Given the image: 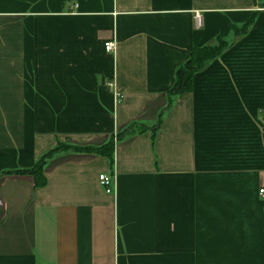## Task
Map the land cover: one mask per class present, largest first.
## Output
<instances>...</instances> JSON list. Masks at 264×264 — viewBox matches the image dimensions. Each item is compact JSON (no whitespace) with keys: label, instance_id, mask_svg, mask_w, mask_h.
I'll use <instances>...</instances> for the list:
<instances>
[{"label":"crops","instance_id":"0c3cea01","mask_svg":"<svg viewBox=\"0 0 264 264\" xmlns=\"http://www.w3.org/2000/svg\"><path fill=\"white\" fill-rule=\"evenodd\" d=\"M226 30L231 47L170 98ZM170 100L155 141H118ZM111 142L113 168L68 153L43 188L10 175ZM262 189L264 0H0V264H264Z\"/></svg>","mask_w":264,"mask_h":264},{"label":"trees","instance_id":"16d2710c","mask_svg":"<svg viewBox=\"0 0 264 264\" xmlns=\"http://www.w3.org/2000/svg\"><path fill=\"white\" fill-rule=\"evenodd\" d=\"M248 31H244L246 34ZM228 34V30L224 31L222 35L218 38L217 45L208 46L202 49H192L191 58L189 62L184 65L177 74V82L174 91L170 94L172 96H179L193 91V81L195 75L204 72L208 66L218 59L224 52H226L231 45L225 40ZM173 103L170 100L168 107L161 113L158 123L149 127L142 125L140 123H133L129 128H127L122 134L118 136V141H123L129 137L135 136L137 134H144L151 132L153 134V141L157 132L162 128L164 119L169 111L172 109ZM114 142H111L107 146L96 149V148H79L73 145H62L60 144L56 149L46 153L36 164L32 170H25L18 173H10V175H20V176H30L35 179V184L37 188H43L47 184L46 177L44 175V170L48 163L55 157L68 154V153H90L98 156L107 158L114 167ZM9 175V174H4Z\"/></svg>","mask_w":264,"mask_h":264},{"label":"built area","instance_id":"2783aa9c","mask_svg":"<svg viewBox=\"0 0 264 264\" xmlns=\"http://www.w3.org/2000/svg\"><path fill=\"white\" fill-rule=\"evenodd\" d=\"M197 24L199 28L202 26V17L200 15H198V18H197ZM106 50L108 53L115 54L117 51V44L115 42L107 44ZM110 87L115 88L114 83L110 84ZM115 97L117 100L121 99V95L117 92L115 93ZM100 184L105 189L108 195H112L116 193V188H117L116 177L110 178L106 175H102L100 176ZM259 195H260L261 200L264 201V189L260 190Z\"/></svg>","mask_w":264,"mask_h":264}]
</instances>
